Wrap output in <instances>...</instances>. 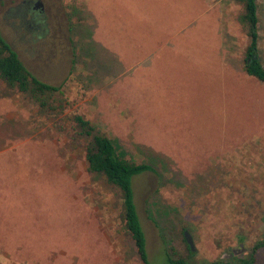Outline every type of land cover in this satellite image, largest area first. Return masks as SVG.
<instances>
[{
	"label": "rangeland",
	"instance_id": "1",
	"mask_svg": "<svg viewBox=\"0 0 264 264\" xmlns=\"http://www.w3.org/2000/svg\"><path fill=\"white\" fill-rule=\"evenodd\" d=\"M242 11L235 0H0L2 37L62 89L61 108L41 109L0 80V264H141L120 191L88 171L73 115L153 168L132 182L150 264L234 261L222 256L240 244L249 257L264 236V83L243 69ZM254 257L264 264V248Z\"/></svg>",
	"mask_w": 264,
	"mask_h": 264
},
{
	"label": "trees",
	"instance_id": "2",
	"mask_svg": "<svg viewBox=\"0 0 264 264\" xmlns=\"http://www.w3.org/2000/svg\"><path fill=\"white\" fill-rule=\"evenodd\" d=\"M235 1L242 5L243 11L239 15L238 21L248 38L243 59L244 72L264 83V68L259 57L257 0ZM0 80L8 89L26 95L41 109L55 110L62 107L60 102L59 105L54 106V102H56L54 96L62 93L61 87L46 84L34 76L20 61L17 53L1 34ZM68 119L75 129V141L84 152L88 171L103 176L106 182L119 189L125 232L135 247L140 263L150 264L145 234L135 205L132 182L137 176L145 172H152L153 168L150 165L138 164L124 158L114 142L82 116L73 115ZM240 240L242 241V239ZM261 248H264V236L255 242L249 257H235L234 261L219 260L208 264H254V252ZM167 260L170 264H186L182 260H171L170 258Z\"/></svg>",
	"mask_w": 264,
	"mask_h": 264
},
{
	"label": "water",
	"instance_id": "3",
	"mask_svg": "<svg viewBox=\"0 0 264 264\" xmlns=\"http://www.w3.org/2000/svg\"><path fill=\"white\" fill-rule=\"evenodd\" d=\"M38 3H40V2H37L36 5L33 7L34 10H36V9L38 10V7H37ZM184 238H185V241L188 244L190 250L193 251L194 246H193L192 240L190 238V235L187 232H184ZM244 251H245V249H244L243 245L240 244L238 249H232L231 252L224 254L222 256V258H230L233 256H237V255L242 254Z\"/></svg>",
	"mask_w": 264,
	"mask_h": 264
},
{
	"label": "flooded vegetation",
	"instance_id": "4",
	"mask_svg": "<svg viewBox=\"0 0 264 264\" xmlns=\"http://www.w3.org/2000/svg\"><path fill=\"white\" fill-rule=\"evenodd\" d=\"M30 3V2H29ZM36 3L37 2H34V4H33V6H35L36 5ZM29 5V4H28ZM38 10H39V13H42L43 12V6H42V4L41 3H38ZM242 256V254H240V255H238V256H236V257H241Z\"/></svg>",
	"mask_w": 264,
	"mask_h": 264
}]
</instances>
